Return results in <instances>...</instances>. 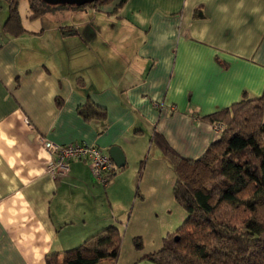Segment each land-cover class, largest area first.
<instances>
[{"label":"crops","instance_id":"1","mask_svg":"<svg viewBox=\"0 0 264 264\" xmlns=\"http://www.w3.org/2000/svg\"><path fill=\"white\" fill-rule=\"evenodd\" d=\"M115 5H51L25 22L19 14L18 34L3 27L0 6V264H45L111 224L122 230L115 264H153L144 256L185 218L154 133L197 159L219 137L204 117L263 91L264 0ZM86 103L104 117L83 118ZM40 139L108 156L118 146L125 162L111 160L108 183L86 160L53 176Z\"/></svg>","mask_w":264,"mask_h":264},{"label":"trees","instance_id":"2","mask_svg":"<svg viewBox=\"0 0 264 264\" xmlns=\"http://www.w3.org/2000/svg\"><path fill=\"white\" fill-rule=\"evenodd\" d=\"M7 1L9 15L3 27L18 34L23 31L17 8L20 0ZM27 1L30 18H37L51 6L41 0ZM126 1L96 0L76 7L115 2L117 10ZM77 111L85 119L104 117V110L91 103ZM263 113L264 87L259 96L243 94L239 101L205 116L222 129L216 130L218 139L192 160L181 157L161 134L154 133L152 141L175 172L173 197L185 218L163 237L159 250L144 258L153 264H264ZM115 171L114 167L105 174L108 182ZM121 240L120 228L111 224L75 247L47 254L45 264H98L106 257L115 264ZM133 244L141 247L137 237Z\"/></svg>","mask_w":264,"mask_h":264},{"label":"built area","instance_id":"3","mask_svg":"<svg viewBox=\"0 0 264 264\" xmlns=\"http://www.w3.org/2000/svg\"><path fill=\"white\" fill-rule=\"evenodd\" d=\"M215 130H221V124L213 125ZM41 144L48 153V173L53 176H64L69 171L70 161L74 159L86 160L90 163L93 177L101 182H106L105 174L113 170V163L106 153L95 145L71 143L59 145L47 139H40Z\"/></svg>","mask_w":264,"mask_h":264},{"label":"water","instance_id":"4","mask_svg":"<svg viewBox=\"0 0 264 264\" xmlns=\"http://www.w3.org/2000/svg\"><path fill=\"white\" fill-rule=\"evenodd\" d=\"M48 5H71V6H83L91 4L96 0H41ZM109 157L117 167H121L124 162V155L118 146H112L109 149Z\"/></svg>","mask_w":264,"mask_h":264},{"label":"rangeland","instance_id":"5","mask_svg":"<svg viewBox=\"0 0 264 264\" xmlns=\"http://www.w3.org/2000/svg\"><path fill=\"white\" fill-rule=\"evenodd\" d=\"M0 6H1L2 9H5L6 11H9L7 0H1L0 1ZM54 6H57V5H54ZM17 8H18V12H19L22 20L25 22V18H26L25 16L31 15V11L29 9L28 1L27 0H20L18 2V7ZM50 9H51V6H50ZM27 24H28V21H27ZM171 195H172L173 201L175 202L174 197H173V189L171 190ZM175 205L177 206L178 204L176 203ZM172 213H174V216H175V211H173ZM121 232H122V230H121Z\"/></svg>","mask_w":264,"mask_h":264}]
</instances>
